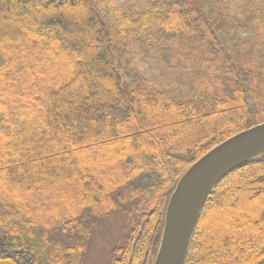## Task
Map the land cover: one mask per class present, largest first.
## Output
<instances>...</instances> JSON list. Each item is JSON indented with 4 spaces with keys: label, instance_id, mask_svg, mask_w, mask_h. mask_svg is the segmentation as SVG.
<instances>
[{
    "label": "trees",
    "instance_id": "16d2710c",
    "mask_svg": "<svg viewBox=\"0 0 264 264\" xmlns=\"http://www.w3.org/2000/svg\"><path fill=\"white\" fill-rule=\"evenodd\" d=\"M263 88L264 0H0V264H94L113 216L107 264H152L177 180L264 121ZM257 255L264 152L211 190L185 264Z\"/></svg>",
    "mask_w": 264,
    "mask_h": 264
},
{
    "label": "water",
    "instance_id": "95a60500",
    "mask_svg": "<svg viewBox=\"0 0 264 264\" xmlns=\"http://www.w3.org/2000/svg\"><path fill=\"white\" fill-rule=\"evenodd\" d=\"M264 152V121L211 147L180 176L165 208L153 264H185L205 201L233 168Z\"/></svg>",
    "mask_w": 264,
    "mask_h": 264
},
{
    "label": "rangeland",
    "instance_id": "374dc122",
    "mask_svg": "<svg viewBox=\"0 0 264 264\" xmlns=\"http://www.w3.org/2000/svg\"><path fill=\"white\" fill-rule=\"evenodd\" d=\"M127 1L128 0H115V2H117V3H120V2L124 3ZM48 26H50V25H48ZM48 26L45 29L46 32H49ZM41 32H44V30L41 29ZM139 62L142 63V67H141L142 71L148 76V78L151 81H153L156 84H162L163 83V81L165 80V73L163 72V70L160 67H150L149 63L143 58L139 59ZM262 96H263V99H261V102H259V104H257V105H254V107H253L255 114H260L259 115V116H261L260 120L264 119V88H263ZM249 175H251V174L243 175L240 178L242 180V182L247 181L250 177ZM248 207H249V205L247 203L246 208H248ZM231 219H232V224L236 225L237 224L236 219L234 217H231ZM122 221L123 220L121 218H119L117 216H113L110 219V222L108 223V225L106 227H104L101 230V232L96 236V240H95L94 244L92 245L90 252L88 253V258H89L90 262H92L94 264H102L103 259H104V254H106L109 249L111 250V248L113 247V244L115 243V240L117 239L118 234L120 233V227H121ZM223 230H226L227 234H229V235L232 234L230 232V225L228 223H226V226H224ZM213 232L217 233V231H215V229ZM223 235H225V233H221L219 235V237H222ZM109 251H108V253H109ZM227 251H229V250H227ZM108 253H107V261L104 264H107V262H108ZM257 259H259L260 261H264V258L261 255H257Z\"/></svg>",
    "mask_w": 264,
    "mask_h": 264
}]
</instances>
